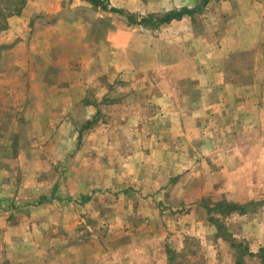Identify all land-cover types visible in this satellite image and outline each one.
<instances>
[{
  "label": "rangeland",
  "instance_id": "1",
  "mask_svg": "<svg viewBox=\"0 0 264 264\" xmlns=\"http://www.w3.org/2000/svg\"><path fill=\"white\" fill-rule=\"evenodd\" d=\"M95 1L32 15L36 96L0 98V264H264V0Z\"/></svg>",
  "mask_w": 264,
  "mask_h": 264
},
{
  "label": "crops",
  "instance_id": "2",
  "mask_svg": "<svg viewBox=\"0 0 264 264\" xmlns=\"http://www.w3.org/2000/svg\"><path fill=\"white\" fill-rule=\"evenodd\" d=\"M197 1L199 0H108V3L110 8L117 11L144 16L146 14L181 10V8L194 10L199 6ZM85 8H90L87 0H28L19 16L7 20L8 29L0 34V46L3 48L0 57V98L16 97L17 105L13 106L22 112L23 108L31 106L26 104V100L36 96L34 90L28 87L34 81L29 67L32 61L44 57L50 50H46L44 45L29 42L33 39V35L38 34L39 31L38 28L34 29L36 26H31L32 15L40 14L44 17H55L57 23L62 24L61 20L66 14L60 18V12L70 11L74 17L73 19H78L81 16L80 12ZM75 21L77 20L72 21L71 25L64 21V26L56 27L53 24L52 26L45 25L39 29L46 35L51 33L50 30H53V32L54 30L69 32L71 29L74 30L72 24L75 25L77 23ZM48 22L52 23L54 21ZM259 34H261L260 31ZM10 106H4L0 101V113L3 112L5 107L11 108ZM59 112L62 114L63 110Z\"/></svg>",
  "mask_w": 264,
  "mask_h": 264
},
{
  "label": "trees",
  "instance_id": "3",
  "mask_svg": "<svg viewBox=\"0 0 264 264\" xmlns=\"http://www.w3.org/2000/svg\"><path fill=\"white\" fill-rule=\"evenodd\" d=\"M87 1H90V2H93V3H96V4H102V1H95V0H87ZM19 4L22 5L21 3H19ZM203 4H206V2L204 1ZM202 6H204V5H202ZM199 10H201V7H198L195 10L182 9L180 11H172V12L166 13L162 17L158 18L159 20H158L157 24L158 25L168 24L169 22H171L173 20H180L184 16H193V15L199 13ZM19 12H20V10L16 11V14L15 15H18ZM143 23H145V24L146 23H151V19L150 20L142 19L139 22V24H143ZM3 29H5V27H2L1 30H3ZM218 207L221 208V209H223L224 212H226V213H229L231 211L236 210L235 207L233 208L230 205H224V206L223 205L222 206L219 205Z\"/></svg>",
  "mask_w": 264,
  "mask_h": 264
}]
</instances>
